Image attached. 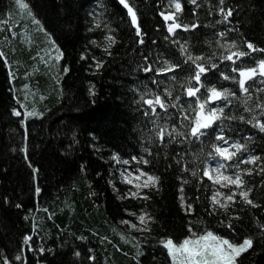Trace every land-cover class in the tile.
<instances>
[{"label":"trees","instance_id":"1","mask_svg":"<svg viewBox=\"0 0 264 264\" xmlns=\"http://www.w3.org/2000/svg\"><path fill=\"white\" fill-rule=\"evenodd\" d=\"M25 3L35 18L17 0H0V22L7 21L0 25V264H172L159 240L182 241L193 234L189 224L196 234L211 230L237 243L251 236L253 246L237 258L238 264H264V131L249 122L264 120V108L256 107L264 102V78L258 73L253 82H246L251 98L245 100L238 83L220 75H239L232 72L231 61L217 55L227 53L224 41L236 40L249 52L237 66L264 59V0H225L224 7L234 9L227 18L217 10L219 0H181V10L173 0H129L137 11L140 34L120 0ZM168 11L176 12L181 23H199L171 33V18L166 21L161 15ZM222 31L226 35L220 36ZM109 36L115 40L110 42ZM248 40L256 51L247 49ZM185 42L189 54L203 52L217 63L215 69L206 63L210 71L207 79L202 76L203 84L236 93L210 102L224 109L213 127L223 128L229 142L239 140L246 148L232 160L215 158L224 162L226 173L253 169L241 173V187L252 189L254 203L245 201L239 190L233 193L235 185L201 179L213 158L208 153L215 152L214 132L202 140L180 136L169 142L166 136L163 144L148 138L157 117L144 115L137 89L159 94L169 105L167 116L157 106L159 120L167 119L182 132L188 129L176 104L195 114V97L187 95L184 83L191 74ZM164 58L181 67L156 73ZM148 63L153 71L144 72ZM205 91L202 87L201 93ZM13 108L20 110L19 116ZM26 111L43 115L25 116ZM250 155L260 159L246 160ZM140 169L158 176V186L138 190L137 183L146 182ZM137 191L147 197L129 195ZM229 194L236 199L227 201ZM213 195L227 208L214 202ZM145 212L154 220L142 223L139 217ZM131 222L138 227L130 229ZM26 234L30 243L23 242Z\"/></svg>","mask_w":264,"mask_h":264},{"label":"snow or ice","instance_id":"2","mask_svg":"<svg viewBox=\"0 0 264 264\" xmlns=\"http://www.w3.org/2000/svg\"><path fill=\"white\" fill-rule=\"evenodd\" d=\"M17 3L22 9H28V14L35 18L34 13L31 12V10L29 9V5L25 3V0H17ZM120 3L126 6L127 11L131 17V23L135 25L136 32L140 34L141 28L138 23L136 9L131 3H129V0H120ZM173 3L177 10L182 9L181 0H173ZM192 3L196 4V0H192ZM224 4L225 0H219L220 7L217 10L222 14L224 18H227L233 14L234 9L231 6H228L226 8L224 7ZM193 11H195V9H193ZM161 15L166 21H169V19L171 18L172 22H169L167 25L168 31L171 33H175V30L178 28H183L185 30L189 28H196L197 24L199 23L198 21L195 24L181 23L176 19L177 13L173 11L161 12ZM36 22L39 23L38 20ZM3 23H7V21L0 22V25H2ZM12 27L14 28L15 25H12ZM12 34L15 35V32H13ZM219 35L224 36L226 35V33L222 31ZM108 39L110 42H113L115 40V37L109 36ZM139 42L143 43L142 37ZM53 43L55 42L53 41ZM245 43L247 44L248 50H257V46L254 45L251 40L245 41ZM221 46L228 51L226 54L217 51V55H219L221 60L231 61L232 72L238 73L239 75H229L227 72H221L220 75L225 79L236 81L238 83L239 89L245 94V100L250 99L251 93L249 92V86L246 85V82H253L252 78L257 77L258 73L262 78H264V59L259 60L258 63H254L252 66H237L236 61L240 60V58L242 57L248 56L249 52H246L242 48H240L237 45L236 40L224 41ZM182 48L183 54L186 57L185 63L188 64L189 68L191 69V74L185 77L184 83L188 84L186 88L187 95L190 97H195V103L197 107L192 109L195 114L194 116H190L188 110L184 109V107L179 103L176 104V107L180 109V116L184 118L181 123L184 124V127L186 129H188L187 132H182L180 128L176 126V124H169L167 119H165L164 121L159 120L157 106L165 109L166 116L168 115L167 109L169 107V105L165 102V100L162 99L159 94L150 95L149 91H140L139 89H137L141 100L140 106L144 109V115L149 118L153 116L157 117V119L151 121V129L149 130L148 138L153 140L158 138L160 143L163 144L165 142L166 136L169 142L178 140V137L180 136H183L185 140H188L190 137L195 138L196 140H202V138L207 139L210 132H214L215 140L223 141V145L225 146H222L220 143H216L215 140H213L211 146L215 149V152H209L208 155L213 158L219 156L221 158H225L226 160H232L239 150L246 148V144L240 143L239 140L234 141L233 144H228V140L230 138L227 136L225 130L223 128H220V130L217 131L216 128L213 127L215 122L221 119L224 109L223 107H211L210 102L218 101L222 97H234L236 96V93L230 91L227 88H217L215 85H204L202 76L204 77V79H207L205 74L209 73L210 71V69L206 67V63H210L212 69L217 68V63L212 61L211 56L205 57V54L203 52L199 54H189L187 42H185ZM233 48H235L236 51H232ZM260 50L264 51V48H261ZM60 55H63V53L61 52ZM0 56H4L3 51H0ZM57 59H59V56L57 57ZM93 59H95V57H93ZM148 59L149 58L147 56L144 57L145 61H148ZM101 63H103V61L98 62L97 67H99ZM241 64L243 65V61H241ZM180 67V64L174 63L171 60L164 58L162 60V63H159L154 70L156 73H170ZM143 71H153V65L151 63H148L147 66L143 68ZM173 79L175 80V77H173ZM192 81L196 82L195 86L192 85ZM202 87L206 89L204 93H201ZM164 91L168 93V95H172V92L168 88H165ZM257 91L260 90L257 89ZM202 96L203 98H201ZM179 100L180 97L177 96L176 101L178 102ZM228 103H231L230 99L228 100ZM256 107L264 108V102L257 104ZM248 111H252V109H248ZM12 112L17 116L20 115V110L18 108H13ZM24 115L36 116L43 115V113L26 111ZM228 118L231 119L232 117ZM239 119L244 120L245 117L240 116ZM185 121H187V123H185ZM249 122L255 123L261 131H264V120H253ZM21 123H24V121L22 120ZM26 138L27 130H25V141ZM179 142L183 143L184 141L181 140ZM233 149H235V151ZM23 151L25 153V158L27 159L26 143L24 145ZM145 151L150 152L151 149H145ZM134 159L138 158L134 157ZM258 159L260 158L256 155H250L246 157V160L253 163H255ZM143 162L148 163V160L145 159ZM29 163L31 162L29 161ZM211 167L212 166L209 165L204 169L201 179H203L204 176H207L214 182L224 183L226 181L228 185H235L236 187L232 189L233 193L239 190L240 196L243 197L245 201H247L248 203H254L249 195L252 189L241 187L245 185V180L243 179L241 173H251L253 172L252 168L239 169V171H237L236 173H226L222 170L225 168V165L223 163H219L216 165L215 172H212L210 170ZM236 167L239 168V165H236ZM33 170L38 171V168L34 167ZM195 174L196 171L195 169H193V175ZM132 175L136 176L137 174L133 173ZM139 175L141 177H146L147 180L144 183H137L136 186L138 190L142 187H152L153 185L158 186V176L146 173L143 169L139 170ZM129 182L136 183V181L134 180H130ZM182 188L183 184L181 185V189ZM40 191L41 189L37 186L36 192L39 193ZM129 195H144L145 197H147V193H141L139 191H137L136 193L130 192ZM220 195L225 196V193L220 192ZM225 199L227 201H233L236 199V196L234 194H229L225 197ZM212 200L217 204H221L222 207L227 208L228 206L227 204H224L220 200H218L216 195H213ZM234 215H238V213H234ZM139 219L142 223L146 224L148 220H154V217L148 215V213L145 212L139 217ZM132 226L134 228L138 227L135 224H133ZM188 227L190 230H192L193 234L186 236L180 243L174 242L173 238L171 237L159 240L160 243L166 246L167 252L171 257L172 264H238L237 258L240 257L243 252L247 251L253 246L254 241L251 236H246L243 238L242 242L237 243L211 230H206L203 233L196 234L191 224H189ZM229 227H231V224H229ZM23 242L30 243L31 237L26 234L23 238ZM40 251L43 252L44 249L41 248ZM139 256L140 253L138 252V259ZM16 259L20 260L21 256L17 255ZM8 264H11V262L8 261Z\"/></svg>","mask_w":264,"mask_h":264},{"label":"rangeland","instance_id":"3","mask_svg":"<svg viewBox=\"0 0 264 264\" xmlns=\"http://www.w3.org/2000/svg\"><path fill=\"white\" fill-rule=\"evenodd\" d=\"M228 144H232V143H229V142H228ZM222 146H225V145H222ZM219 163H223V162H222V161H216V160L214 159L213 162L210 163V165L212 166L210 170H211L212 172H215L216 165L219 164ZM222 170L224 171V169H222ZM126 177H127L128 180L132 178L131 176H126ZM140 177H141V176H140ZM140 177L138 176L137 178L140 179ZM137 178H136V179H137ZM142 178L144 179V180L142 179L143 181H146V180H147L146 177H142ZM134 193H136V192H134ZM139 220H140V219H139ZM132 225H133L132 222L128 224V226L130 227V229H131V228H134ZM180 242H182V241H180ZM180 242H176V243H180Z\"/></svg>","mask_w":264,"mask_h":264}]
</instances>
